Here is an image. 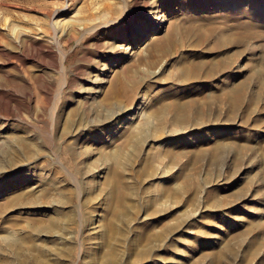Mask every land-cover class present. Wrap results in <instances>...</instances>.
Instances as JSON below:
<instances>
[{
	"label": "rangeland",
	"instance_id": "obj_1",
	"mask_svg": "<svg viewBox=\"0 0 264 264\" xmlns=\"http://www.w3.org/2000/svg\"><path fill=\"white\" fill-rule=\"evenodd\" d=\"M19 33L52 66L31 103L0 50V264H264V0H0Z\"/></svg>",
	"mask_w": 264,
	"mask_h": 264
},
{
	"label": "bare ground",
	"instance_id": "obj_2",
	"mask_svg": "<svg viewBox=\"0 0 264 264\" xmlns=\"http://www.w3.org/2000/svg\"><path fill=\"white\" fill-rule=\"evenodd\" d=\"M63 9V8H62ZM64 10V9H63ZM63 10L62 11H59V13L57 14V16H55V21L56 22H59V20H60V18L62 17V16H64V13L65 12H63ZM157 12V11H156ZM153 18H154V21L156 22V21H158L159 19H162V16H159V14L157 15V16H153L152 17V19L151 18H146V19H144L143 21H142V27L140 28V30H138V32L137 31H133V35L130 33V32H128V27H127V25H129V23H128V19H127V17H126V15L125 16H123V19L121 18V20L119 21V24H120V27H127L126 29H125V34H128L127 36L129 37V38H132L133 36H135V39H133L132 41H129L130 43H132L133 44V47L132 48H134V46L135 45H137V43H139V41H140V39L142 40V38L141 37H143L144 36V34L146 33V32H155V29L156 28H158V27H160V25H161V23H162V21L161 20H159L158 21V23L156 22V24H154L153 25V23H154V21H153ZM62 19V18H61ZM120 19V18H119ZM122 21H126V22H124L123 24H121L122 23ZM164 21V20H163ZM61 22V21H60ZM110 23V22H109ZM149 23V24H148ZM115 24V23H114ZM99 28V27H98ZM158 31V30H157ZM130 33V34H129ZM33 34V33H32ZM31 34V35H32ZM40 34V33H39ZM105 34H107V32H105V33H103V35L102 36H100L99 38H98V41H101L102 39H104V37H105ZM16 35V34H15ZM15 38V37H14ZM18 43L20 42V47L22 48L21 49V53H14V54H11V53H8V52H6L4 49H0L1 50V52H3L5 55H6V57H8V59L9 60H12L13 59V61L12 62H15L14 63V66H15V68H16V73H15V75H14V79H20L21 80V82H23L24 84H25V93H24V95L25 96H27V98L29 99V101L32 103V93H31V88H30V85H29V83H27V78H25V74L23 75L22 73L24 72L23 71V66H22V62H24L25 61V59L26 58H30L31 56H33V57H36V58H38V59H34L33 57H32V59L34 60V61H36V63L38 64V65H41L42 67L41 68H45V67H50V66H52V61H51V59H50V57H48V55H47V53L45 52V47H43L42 45H41V43H38L36 40L37 39H34L33 37H29L26 33H19V36H18ZM57 42L55 41V44H56ZM1 48V47H0ZM33 48H36V50H37V54H29V51L31 50V49H33ZM51 49V48H50ZM49 49V50H50ZM14 51V50H13ZM51 53V52H50ZM38 56H40V57H38ZM118 56V55H117ZM62 60V59H61ZM63 65V64H62ZM62 68H63V66H62ZM44 70V69H43ZM42 70V71H43ZM108 69H105L104 71H103V73L100 75V76H103L102 78H99L98 76H97V81H99L98 83H104L108 78ZM8 74V73H7ZM13 74H14V72H13ZM6 75V74H5ZM7 76V75H6ZM12 76V75H11ZM9 78V77H8ZM13 78L11 77V81L13 82L14 80H12ZM8 81V80H7ZM9 82V81H8ZM15 82H17V81H15ZM11 84V83H10ZM99 85V84H98ZM92 86V87H90L91 89H90V95L89 96H91V95H94V97H96L97 98V96H98V94L100 95V87L99 86ZM89 91V90H88ZM87 98V97H86ZM89 98V97H88ZM30 106H31V104H30ZM30 106H27V107H29V109H31V107ZM141 108V106H139L137 109H140ZM136 109V108H135ZM116 112V111H115ZM136 112V110L134 111V109L133 108H131V109H129V113L130 114H133V113H135ZM117 115L116 117H119L120 116V118H121V120H122V116L124 115V110L122 111H120L119 110V112L117 111V113H114V115ZM169 140V139H168ZM168 140H165V141H168ZM171 140V139H170ZM35 142V141H34ZM167 143V142H166ZM172 143V141L170 142V144ZM162 144V143H161ZM169 144V145H170ZM164 145V144H163ZM161 146V145H160ZM168 146V145H167ZM39 147V146H38ZM159 147V146H158ZM162 147V146H161ZM166 147V146H165ZM96 171V170H95Z\"/></svg>",
	"mask_w": 264,
	"mask_h": 264
}]
</instances>
